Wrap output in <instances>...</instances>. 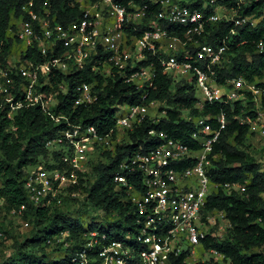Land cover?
<instances>
[{
  "label": "built area",
  "instance_id": "1",
  "mask_svg": "<svg viewBox=\"0 0 264 264\" xmlns=\"http://www.w3.org/2000/svg\"><path fill=\"white\" fill-rule=\"evenodd\" d=\"M225 1L74 0L72 4L79 2L81 17L68 23L57 21L49 0L40 11L33 9V2L23 7L28 18L13 20L17 28H10L7 33L15 44L21 43L23 47L5 56L6 41H0V124L3 118L14 119L21 109L40 106L56 123H64V127L46 141V147L59 152V159L51 155L48 161L52 166L39 163L27 169L28 204L7 210L5 199L0 196V239L5 231L3 223L7 225L11 219L22 221L24 227L30 226V220L24 219L29 206L36 209L60 206L65 197L86 196L74 187L80 185L81 177H87L89 162L95 154L100 150H115L120 133L129 140V130L146 117L152 123L167 118L164 103L152 100L146 105H117L115 138L114 130L102 134L94 125L74 122L64 113L54 112L58 93H66L67 84L62 81L56 91L47 87L51 86V77L60 71L89 70L91 74L108 78L119 75L125 82L144 88L153 86L159 65L176 81L184 79L195 86V106L200 110L208 103L228 104L239 100L244 103L250 92L255 113L241 114L238 119L262 137L260 152L264 153L261 103L264 89L242 75L223 81L218 73L228 61L227 51L231 47L227 41L232 39L231 34L249 21L255 25L256 19L239 17L238 10ZM244 2L237 0L238 5ZM152 5H157L158 11L153 12ZM222 20L232 21L234 27L221 43H209L208 25ZM180 27L182 36L177 32ZM32 50L50 56L44 62H36L25 56ZM263 50L264 44L260 42L258 51ZM96 84L95 80L76 87L75 107H89L98 101L100 90L95 88ZM150 109L154 110L153 114ZM227 122L224 112L194 116L193 138L200 144L197 148L164 130L150 129L149 138L157 143L146 152L140 150L122 161L121 168L128 176L118 173L115 177L126 188L127 200L134 206L123 238L112 239L98 228L89 229V224L84 222L87 230L82 236L85 241L82 248L73 256L64 255L58 262L48 259L44 264H174V259L182 254L188 264L199 261L223 264L221 261L227 257L216 249L206 248L204 240L208 235L222 236L220 230L231 224L223 211H207L208 198L221 186L229 192H244L247 188L246 183L239 182L222 185L210 176L216 159L212 155L214 144ZM11 128L15 130L16 126ZM144 147L140 145L141 149ZM261 170L264 171V166ZM93 215L100 216L94 212ZM103 216L96 221L102 222ZM70 235V231L56 235L55 243L69 246L74 241L66 240ZM198 248L202 253L196 254ZM207 250L213 259L201 261Z\"/></svg>",
  "mask_w": 264,
  "mask_h": 264
},
{
  "label": "trees",
  "instance_id": "2",
  "mask_svg": "<svg viewBox=\"0 0 264 264\" xmlns=\"http://www.w3.org/2000/svg\"><path fill=\"white\" fill-rule=\"evenodd\" d=\"M30 1L34 2L33 8L40 11L46 0H0V41H6L3 50L5 56L13 51L14 39L7 33L10 28L13 30L17 28L12 23L14 16L27 19L28 14L23 6ZM49 2L59 22L68 23L81 17L82 10L79 2L74 4H72L73 0H49ZM225 2L229 7L238 10L239 17H251L258 22L254 25L249 21L236 27V33L231 34L232 39L227 41L231 47L227 51L228 61L222 64L218 73L223 76V81L242 75L249 81H256L258 86L264 89V50L258 51V44L260 42L264 44V0H245L240 5L237 4V0ZM151 8L153 12L159 9L157 5H152ZM233 27L232 21L222 20L210 23L207 27L211 31L209 43H221ZM177 32L182 36L183 28H178ZM25 56L36 62H44L50 54L43 56L37 50H32ZM95 80L97 81L95 88L100 90L98 101L89 107H75L76 87L83 82L90 83ZM50 81L51 86L47 87L51 91L58 90V85L62 81L68 86L66 93H58L59 102L54 108L55 113H64L77 123L94 125L102 134L114 130L112 133L114 138L117 132L115 129L118 104L146 105L152 100H159L164 103L162 107H167L168 116L159 123H152L146 117L141 124L135 126V129L129 130V140L126 138L123 143L117 142L113 151L100 150L97 153L99 159L92 158L89 162L87 177H81L80 185L74 187L86 193L82 200L79 197L73 199L65 197L60 206L40 209L29 206L24 219L30 220L33 225L34 234L26 238L32 246L41 244L46 248L51 242L55 243L56 235L70 231L71 235L66 240L74 241L70 242L69 246L64 247V242L55 243V245L61 252V258H65L64 255H75L74 253L81 249L85 242L82 236L87 230L81 217L70 214L72 213L70 208L75 203H80L85 213L90 211L89 208L94 211L101 209L105 212V217L100 223L96 221L99 216L93 213L90 215L89 229L98 228L101 232L108 233L112 239H122L129 227H123L121 219L130 222L134 211V206L127 200L126 188L115 181L118 173L126 174V170L121 168L122 161L140 150L146 152L157 143L149 138L148 131L152 128L164 130L172 137L197 148L200 144L193 138L196 130L194 116L217 115L224 112L228 122L219 141L214 144L212 155H215L216 159L210 176L213 181L222 185L228 182H239L246 183L247 188L244 192L235 190L229 192L221 186L208 198L207 211H223L231 226L227 228L228 232L223 236L208 235L204 245L206 248H213L223 253L230 259L231 264H264V171L245 148L247 138L253 133L247 124H241L238 119L241 114L255 113V103L250 92H247L244 103L242 100L228 104L208 103L204 109L200 110L195 106V86L184 79L176 81L171 75L164 73L159 65L153 86L146 85L144 88H137L135 84L125 82L119 75L108 78L101 74H91L89 70L64 73L60 71L55 77H51ZM261 103L264 109V96ZM185 110L190 111L191 119L183 118L182 113ZM212 122L215 126L218 125L216 120ZM12 126H16V129L11 128ZM63 127L64 123H56L39 106L19 110L12 120L2 119L0 124V196L5 199L7 210L28 204L25 188L28 169L25 166L28 163L52 166L48 161L49 155L59 159V152L51 151L46 147V141L57 135ZM141 144L145 146L143 149L140 148ZM114 214H117L119 218L109 221L108 218ZM5 225L3 223V227ZM253 249L262 250L254 252ZM48 259H52L51 256L42 255L38 258L32 250H29L24 256L9 260L5 264H21L24 261L44 264ZM184 259L185 254H182L175 258L173 263L188 264ZM52 261L58 262V259L55 258ZM62 261L60 259V262ZM192 264H208V262L199 261Z\"/></svg>",
  "mask_w": 264,
  "mask_h": 264
},
{
  "label": "rangeland",
  "instance_id": "3",
  "mask_svg": "<svg viewBox=\"0 0 264 264\" xmlns=\"http://www.w3.org/2000/svg\"><path fill=\"white\" fill-rule=\"evenodd\" d=\"M245 1V0H243ZM255 22L257 23L258 20L256 19ZM13 49L15 50H19L23 47V44L21 43H16L13 42ZM168 106V105H167ZM152 108V107H150ZM151 110V109H150ZM149 110V111H150ZM154 110L150 111V114H153ZM184 115H186L187 117H190L191 113L189 110H185L183 111ZM124 134L120 133L119 134V139L117 140L118 143H123L125 142V136L122 137ZM263 143V139L259 134H253L250 135L247 138L246 141V149L251 153V155H253V157L258 161V163L261 165V167L263 168L264 166V153L260 152V145ZM25 147V145L23 146ZM51 158V156L49 155V159ZM93 159H99V156L97 157V155L95 154ZM37 164V163H36ZM43 164V163H42ZM36 166L35 163H28L27 166H25V168L28 169H32L31 167ZM261 168V169H262ZM264 196V193H263ZM80 200H82V195L79 197ZM83 208V205H82ZM88 209V208H87ZM71 212L70 214H72L73 216H77V217H81V220L85 223H88V221L90 220V215L94 212L98 213L100 216V218L104 215V211L102 210H98V211H94L92 208H89V212L85 213L82 211L81 209V204L80 203H75L74 206L72 208H70ZM119 218V216L117 214H114L112 216H110L108 218L109 221H114L117 220ZM48 222V221H47ZM122 222V226L123 227H128V222L125 221L124 219H121ZM223 224L226 225V222L222 221ZM5 231H4V237L0 240V264H5L6 262H8L9 260H12L14 258H18L19 256H24L27 252H29V250H32V253H34L38 258H40L42 255L43 256H51V258H56L58 259L61 256V252L57 249L58 246L55 245V243L51 242V244L49 246H47L46 248L43 247V245L38 244L37 246H32L26 239L28 237H30L31 235L34 234V232L32 231V223L30 224L29 227H24L22 221L20 220H16V219H11L9 220V223L7 225L4 226ZM228 227H225V230H220V232L224 235L225 233H227ZM6 230L7 233H6ZM222 235V236H223ZM19 247H21L19 249ZM57 248V249H56ZM262 249H253L254 252L256 251H261ZM201 249L198 248L196 254H200ZM213 259L212 254L207 250L204 254L202 260H208V259ZM223 264H229L230 260L228 258H224L223 261H221Z\"/></svg>",
  "mask_w": 264,
  "mask_h": 264
},
{
  "label": "clouds",
  "instance_id": "4",
  "mask_svg": "<svg viewBox=\"0 0 264 264\" xmlns=\"http://www.w3.org/2000/svg\"><path fill=\"white\" fill-rule=\"evenodd\" d=\"M74 1V0H73ZM30 2H33V1H30ZM30 2H28V3H26V5H28ZM34 3V2H33ZM26 5H24V6H26ZM23 6V7H24ZM34 7V6H33ZM34 9V8H33ZM35 10V9H34ZM24 11H26V10H24ZM27 12V11H26ZM28 14V13H27ZM20 18H17V17H15L14 16V20H19ZM26 20V19H25ZM14 51H15V49H14ZM165 106H167V105H165ZM40 107V106H39ZM163 108H166L167 109V107H163ZM168 116V115H167ZM182 116H183V118H185V115L184 114H182ZM186 119H189V118H186ZM253 133V132H252ZM254 134V133H253ZM101 210V209H100ZM99 210V211H100ZM98 211V210H97ZM103 211V210H102ZM103 218H104V216H103ZM213 249V248H212ZM218 251V250H217ZM52 259H55V258H52Z\"/></svg>",
  "mask_w": 264,
  "mask_h": 264
}]
</instances>
